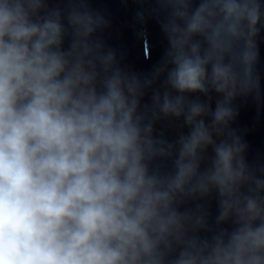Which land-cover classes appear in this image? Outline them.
Masks as SVG:
<instances>
[{"label":"clouds","instance_id":"obj_1","mask_svg":"<svg viewBox=\"0 0 264 264\" xmlns=\"http://www.w3.org/2000/svg\"><path fill=\"white\" fill-rule=\"evenodd\" d=\"M158 2L169 47L141 80L92 40L98 14L73 8L65 27L46 0H0V264H264V178L230 129L232 101L259 90L261 0ZM210 89L214 110L185 95ZM161 114L189 133L154 136ZM174 153L171 173L151 167ZM213 193L214 229L202 205L179 210Z\"/></svg>","mask_w":264,"mask_h":264},{"label":"water","instance_id":"obj_2","mask_svg":"<svg viewBox=\"0 0 264 264\" xmlns=\"http://www.w3.org/2000/svg\"><path fill=\"white\" fill-rule=\"evenodd\" d=\"M198 0H194L192 7L194 8ZM262 12H264V0H261ZM170 13V8L164 7L137 52L129 62L125 71L137 74L141 80L145 78L151 79L154 70L163 65L165 53L169 47L168 39L163 31L162 25L167 21ZM261 24L264 25V16H262ZM196 39H201L196 37ZM258 46V60L255 64V74L259 78V90L248 94L237 95L232 101V107L236 111L234 119L230 121V129L241 138V141L247 145L244 157L246 163L261 178H264V27L260 28L259 35L256 37ZM166 73H162L160 77L153 81L151 87L145 89L144 95L141 98V112L152 107V96L154 92H163L165 90L164 81ZM171 91V90H170ZM173 95H176L174 91ZM189 100H199L207 103L214 110L216 101L223 97L214 90H209L207 95L203 93H186ZM151 118V112L148 113ZM205 123L211 121L210 116L203 117ZM153 135L166 140L169 143L176 144L180 135H187L189 127L185 124L184 117H165L160 115L153 123ZM215 138V137H214ZM217 142L222 138H215ZM213 155L212 149L207 151V157ZM175 153L171 158H157L152 162L151 167L158 169L162 174L171 173L174 171L173 160ZM208 164L206 158L202 162L201 170ZM197 204L203 206L208 213V221L211 228H215V217L218 212L217 196L215 193L207 198L195 200H187L183 203L179 210L185 209L195 210ZM222 227L230 228V222L222 225ZM201 235H210V233L201 232Z\"/></svg>","mask_w":264,"mask_h":264}]
</instances>
